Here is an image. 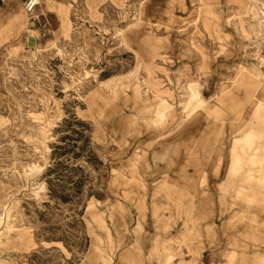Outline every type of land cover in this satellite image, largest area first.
Wrapping results in <instances>:
<instances>
[{
    "label": "rangeland",
    "instance_id": "obj_1",
    "mask_svg": "<svg viewBox=\"0 0 264 264\" xmlns=\"http://www.w3.org/2000/svg\"><path fill=\"white\" fill-rule=\"evenodd\" d=\"M256 1L0 19V264H264Z\"/></svg>",
    "mask_w": 264,
    "mask_h": 264
},
{
    "label": "crops",
    "instance_id": "obj_2",
    "mask_svg": "<svg viewBox=\"0 0 264 264\" xmlns=\"http://www.w3.org/2000/svg\"><path fill=\"white\" fill-rule=\"evenodd\" d=\"M19 1L23 2V7H24V3H25L26 0H0V19L1 20L12 19L13 24L11 26V30H18L17 23L14 22V19H15V16L18 14V10L15 8V6L17 4H19ZM37 10H38V8H37ZM37 10H36V13H35L33 18H31L26 13L28 15L29 20H32L34 25H36V23L40 24L39 23V16L37 14ZM261 64H262V60H261Z\"/></svg>",
    "mask_w": 264,
    "mask_h": 264
},
{
    "label": "built area",
    "instance_id": "obj_3",
    "mask_svg": "<svg viewBox=\"0 0 264 264\" xmlns=\"http://www.w3.org/2000/svg\"><path fill=\"white\" fill-rule=\"evenodd\" d=\"M38 6H39V0H26L24 3V10L31 18H33ZM258 9H259L260 22L262 25L261 38L264 44V2L259 5ZM262 64L264 66V49L262 54Z\"/></svg>",
    "mask_w": 264,
    "mask_h": 264
},
{
    "label": "bare ground",
    "instance_id": "obj_4",
    "mask_svg": "<svg viewBox=\"0 0 264 264\" xmlns=\"http://www.w3.org/2000/svg\"><path fill=\"white\" fill-rule=\"evenodd\" d=\"M254 2H257L256 0H253ZM41 3V0H39V4ZM261 23V22H260ZM262 26V25H261ZM20 50V48L19 47H12V49H11V53H17L18 51ZM189 91H190V94L192 95V96H195V92H194V88L190 85L189 86ZM203 184H206L207 182H206V180H203V182H202ZM10 204V203H9Z\"/></svg>",
    "mask_w": 264,
    "mask_h": 264
}]
</instances>
